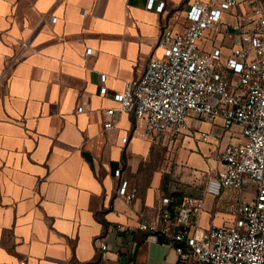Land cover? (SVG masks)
<instances>
[{"label":"crops","instance_id":"1","mask_svg":"<svg viewBox=\"0 0 264 264\" xmlns=\"http://www.w3.org/2000/svg\"><path fill=\"white\" fill-rule=\"evenodd\" d=\"M150 1L0 0V264H176L172 246L138 229L159 215L164 196L203 197L202 229L235 221L245 191H206L223 169L216 145L194 135L153 138L115 99L162 54L164 27L185 31L195 0ZM209 35L208 49L217 44ZM222 124L198 128L224 134ZM225 135L244 140L238 126ZM124 181L137 194L131 202L119 194ZM111 223L130 231L111 230L101 250Z\"/></svg>","mask_w":264,"mask_h":264},{"label":"built area","instance_id":"2","mask_svg":"<svg viewBox=\"0 0 264 264\" xmlns=\"http://www.w3.org/2000/svg\"><path fill=\"white\" fill-rule=\"evenodd\" d=\"M242 2L247 6L236 13ZM153 5L151 0L149 6ZM164 5L159 4L157 10ZM229 13L236 15L235 23L225 20ZM187 21L182 33L163 28L157 44L162 54L152 56L145 72L126 81L115 99L121 111L146 121V133L153 138L194 135L216 145L223 169L209 178L208 193H242L255 186L256 195L240 201L233 223L206 229L199 221L203 197L164 196L159 215L142 220L138 229L146 241L172 246L176 264H264V0H195ZM232 31L236 37L226 50L223 41ZM209 34L222 35V42L206 48L203 41ZM22 45L29 44L24 41ZM91 52L87 48L86 53ZM106 78L102 74L103 82ZM106 90L103 85L101 92ZM77 110L81 112L83 106ZM115 111H106L107 129L114 125L110 118ZM219 118L224 134L198 128L203 121L215 126ZM235 126L244 140L225 142V134ZM120 174L118 169L116 175ZM119 194L129 202L137 197L128 190L127 181ZM108 229L98 238L101 250L109 249L111 230L130 231L113 223Z\"/></svg>","mask_w":264,"mask_h":264},{"label":"rangeland","instance_id":"3","mask_svg":"<svg viewBox=\"0 0 264 264\" xmlns=\"http://www.w3.org/2000/svg\"><path fill=\"white\" fill-rule=\"evenodd\" d=\"M216 37H217L216 41L218 43H221L222 35L218 34V35H216ZM255 195H256L255 189H253L252 191L251 190H245V192L243 193V197L244 198L246 197V199H248V200H252L253 198H255Z\"/></svg>","mask_w":264,"mask_h":264},{"label":"water","instance_id":"4","mask_svg":"<svg viewBox=\"0 0 264 264\" xmlns=\"http://www.w3.org/2000/svg\"><path fill=\"white\" fill-rule=\"evenodd\" d=\"M161 241H163V239L161 238Z\"/></svg>","mask_w":264,"mask_h":264}]
</instances>
